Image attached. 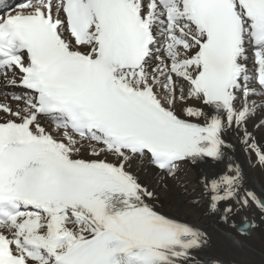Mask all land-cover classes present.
I'll return each mask as SVG.
<instances>
[{
	"label": "snow or ice",
	"instance_id": "1",
	"mask_svg": "<svg viewBox=\"0 0 264 264\" xmlns=\"http://www.w3.org/2000/svg\"><path fill=\"white\" fill-rule=\"evenodd\" d=\"M0 97V264H229L134 165L264 226V0H0Z\"/></svg>",
	"mask_w": 264,
	"mask_h": 264
},
{
	"label": "bare ground",
	"instance_id": "2",
	"mask_svg": "<svg viewBox=\"0 0 264 264\" xmlns=\"http://www.w3.org/2000/svg\"><path fill=\"white\" fill-rule=\"evenodd\" d=\"M254 134L257 136L258 140H264V131H256ZM228 139L232 142H236L235 134L230 132L228 134ZM238 155L240 156V159L245 162L249 185L258 192L264 190V170L258 165L253 166L249 164L243 153H238ZM132 170L136 171L142 183L149 185L157 192L159 197L157 203L163 205L164 211L168 212L170 215L197 225L210 233L212 238L211 247L205 253H202V256H219L225 261H228L229 264H231V262L240 264L238 262L239 258H246V261L252 262V264H264V252L251 244V241L260 238L257 228L253 230L251 235L238 234L237 229L229 228L227 225L218 222L217 218L208 214L205 208L190 203L192 196L196 195V193L191 191L192 188H195L196 186L192 183V181H194L195 184L197 175L194 169H189L182 174L186 180L190 181L188 185V194L185 193L184 188L176 181L167 179L162 182L152 168H141L134 165ZM161 185L164 190H160ZM162 192L165 193L161 194ZM251 214L253 213H248L247 215L249 217L252 216L250 218L257 222V218ZM241 222L242 216L236 219L237 224ZM230 246H232V249L235 252L234 256H231L229 253L228 247Z\"/></svg>",
	"mask_w": 264,
	"mask_h": 264
},
{
	"label": "rangeland",
	"instance_id": "3",
	"mask_svg": "<svg viewBox=\"0 0 264 264\" xmlns=\"http://www.w3.org/2000/svg\"><path fill=\"white\" fill-rule=\"evenodd\" d=\"M183 174V173H182ZM181 174V175H182ZM189 175V174H187ZM193 179H194V175H193ZM193 185H196L194 184V181H192ZM196 187V186H195ZM164 190L163 186L161 185L160 186V190ZM165 193V192H164ZM163 192L161 194H164ZM253 216H255L258 220V215H254V214H251ZM208 217V216H206ZM240 217V216H237L236 219ZM252 217V216H250ZM254 218V217H253ZM207 219V218H206ZM258 222V221H257ZM234 229V228H233ZM258 230V233H259V236L260 238L255 240V241H251V244H253L256 248H258L260 251L264 252V226H261L260 228H257ZM262 231V232H261ZM229 248V253L231 254V256H234V250L232 249V246L228 247ZM240 264H252V262H248L246 261V258H242L240 259L239 258V261H238ZM255 264H259V263H255Z\"/></svg>",
	"mask_w": 264,
	"mask_h": 264
},
{
	"label": "water",
	"instance_id": "4",
	"mask_svg": "<svg viewBox=\"0 0 264 264\" xmlns=\"http://www.w3.org/2000/svg\"><path fill=\"white\" fill-rule=\"evenodd\" d=\"M240 224H241V223H240ZM240 224H239V225H240ZM239 225H238V226H239Z\"/></svg>",
	"mask_w": 264,
	"mask_h": 264
}]
</instances>
